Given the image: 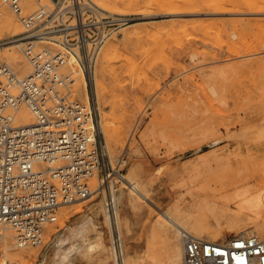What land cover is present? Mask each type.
I'll return each mask as SVG.
<instances>
[{
  "label": "rangeland",
  "instance_id": "rangeland-1",
  "mask_svg": "<svg viewBox=\"0 0 264 264\" xmlns=\"http://www.w3.org/2000/svg\"><path fill=\"white\" fill-rule=\"evenodd\" d=\"M91 1L136 23L121 28L100 47L94 73L101 75L105 98L95 104L102 130L108 120L109 131L103 132L112 156L129 149L123 175L135 177L143 194L130 191L123 180L113 183L120 234L116 247L113 222L111 229L102 215L97 226L112 249L107 259L105 252H85L95 243L97 231L56 245V237L75 226L94 204L103 202L107 208L105 193L103 197L99 192L68 204L71 213L63 227L62 207L58 223L50 225L60 230L51 238L46 231L45 245L23 250L38 254L33 264H123V240L126 255L138 257L140 264H172L167 239L154 227L162 219L160 210L176 201L192 207L195 198L206 197L219 205L233 198V211L240 192L264 191V0ZM40 5L51 1L24 0V13ZM4 11L12 14L8 8ZM21 32L5 33L1 40ZM39 45L56 48L50 42ZM19 51L23 53L22 47ZM74 97L87 102L77 92ZM135 147L141 156L133 152ZM124 216L130 219L131 232L124 227ZM7 232L15 234L6 228L2 236ZM2 250L0 239V264Z\"/></svg>",
  "mask_w": 264,
  "mask_h": 264
},
{
  "label": "built area",
  "instance_id": "built-area-1",
  "mask_svg": "<svg viewBox=\"0 0 264 264\" xmlns=\"http://www.w3.org/2000/svg\"><path fill=\"white\" fill-rule=\"evenodd\" d=\"M24 13V0H0L23 31L0 44L22 43L31 72L25 76L0 58V237L14 230L19 247L43 246L63 206L94 195V179L115 227L113 183L120 180L129 149L114 158L99 126L94 98L74 97V68L94 74L102 44L133 18L100 8L91 0H50ZM50 42L56 46H41ZM27 108L31 124H20ZM184 264H264V239L235 235L226 242L183 233Z\"/></svg>",
  "mask_w": 264,
  "mask_h": 264
},
{
  "label": "bare ground",
  "instance_id": "bare-ground-1",
  "mask_svg": "<svg viewBox=\"0 0 264 264\" xmlns=\"http://www.w3.org/2000/svg\"><path fill=\"white\" fill-rule=\"evenodd\" d=\"M29 1L39 2L41 0ZM31 5L35 4L31 3ZM5 13L7 12L5 11ZM135 24L136 23H131L129 27L134 26ZM21 30V25L19 24V21L17 20L15 15L7 14L0 18V40L3 39L5 33L13 32V34H17L21 32ZM21 47H23V44L21 42L11 46L0 44V52H3L1 54L5 55V57L11 60L12 64L16 67L17 71H19L23 75H27L31 72V66L27 58L23 55V53L19 51ZM73 71L76 85H78L75 94L77 92L79 96L82 97L85 101L88 100L89 97H93L94 101H96L97 103H99L102 99L105 98V86L103 80L100 77L101 75H95L94 73L91 78L86 79L80 69L74 68ZM31 118L32 114L27 108H22L18 113V119L20 124H31ZM99 126L103 129L102 120H99ZM104 126L105 130L108 132V120L104 122ZM105 130L103 131L105 132ZM112 132H114V130H111L110 133ZM133 152L136 155L141 156V150L138 147H135L133 149ZM135 171L136 169L132 170L131 175ZM120 180H123V183L131 189L130 191L143 194L140 191L142 188L140 189L139 186H137L139 183L135 184V177H125L123 175L120 177ZM94 189V194H96L99 189L97 186L95 187V184ZM237 195L239 196L238 198H240V201H238L233 211L231 210L233 198L227 199L226 202H224L222 205H219L216 202L208 201L206 197L201 199L195 198V200L193 199L194 203L192 207H187L180 201V203L176 201L169 205L167 210H160V216L162 217V219H158L154 227L157 228L158 232L163 233L167 239L166 241L168 242L171 250L170 258L172 264H184V232L200 239L216 242H223L221 239L225 235L231 233H236V235L245 236L256 234L264 239V191L255 192L254 194H250L248 191H243ZM123 196L124 191H122L117 197L118 203H122ZM146 198L148 199L147 196ZM115 204L116 203H114V205ZM68 206V204L63 206V208L65 209L64 214L61 217L60 223L62 227L65 224L66 218L69 217L71 213V209L66 208ZM115 213L116 215H118V210H116ZM102 215L104 217V223L106 225L110 224V228L112 229V220L108 209L103 206V202H98L94 204L86 214L80 217L75 226L67 230L65 229V231L60 236L58 235L56 237V245H59L60 247L66 242L67 239L74 240L80 237L82 234L84 235L92 233L93 231H97L95 235V243L93 245L88 246V248L85 249V252L91 253L98 250L107 253L106 259L109 258V255L111 254L112 250L111 246L106 243L103 233L98 232L97 229L100 216ZM244 216H248L247 219H245ZM123 224L128 232L132 231V225L128 216H124ZM51 226H49L47 229V235H49L50 238L60 230L56 229L54 226ZM6 228L7 227H5L4 229ZM178 232L182 233V245L179 243ZM15 238L16 236L12 232H7L3 236L1 234L0 239L3 242L2 251L4 253V256L1 260V264H33V262L37 259L38 254L35 252H27L23 250V248L25 247H20V249H18L19 245L15 244ZM119 245L121 253H123V264H140V259L138 257L131 254L126 255L123 240ZM146 255H150V253ZM47 259V261H49V257ZM106 259H104L103 262H106Z\"/></svg>",
  "mask_w": 264,
  "mask_h": 264
}]
</instances>
